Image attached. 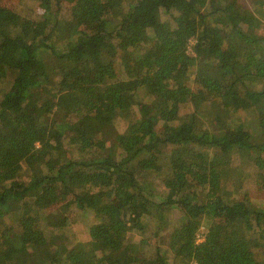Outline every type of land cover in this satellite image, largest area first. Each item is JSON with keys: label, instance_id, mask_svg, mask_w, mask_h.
<instances>
[{"label": "trees", "instance_id": "obj_1", "mask_svg": "<svg viewBox=\"0 0 264 264\" xmlns=\"http://www.w3.org/2000/svg\"><path fill=\"white\" fill-rule=\"evenodd\" d=\"M256 4L0 0V264H264Z\"/></svg>", "mask_w": 264, "mask_h": 264}, {"label": "rangeland", "instance_id": "obj_2", "mask_svg": "<svg viewBox=\"0 0 264 264\" xmlns=\"http://www.w3.org/2000/svg\"><path fill=\"white\" fill-rule=\"evenodd\" d=\"M33 0H26L25 3H32ZM243 3H245L246 5H248L249 7H251L252 9H255L257 7V4H256V1L257 0H241ZM5 3L9 6H11L13 9L17 10V11H20L22 10L25 6H22V5H25V3L22 4L21 0H5ZM262 33H264V28L261 30ZM63 38L65 37H70L71 36V32L70 31H65L63 34H62ZM190 50H192V44H190ZM194 76V75H193ZM183 84L187 82L188 85H192L193 82H191L190 79H188L187 81L185 80H182L181 81ZM193 108V107H192ZM186 109L183 108V112L185 111ZM213 112L211 110H208V115H212ZM260 119H261V122L262 124L264 125V112H261L260 114ZM250 169L253 170V167L252 166H249ZM243 175H246V172H243ZM247 180H250V178L248 179H245L244 181L241 180V182H243L246 187L249 188V186H247ZM252 182V181H251ZM252 196L254 197V204L256 203H261L260 200L256 199V194L252 193ZM263 198V197H261ZM52 210H56L55 207H50L49 209H45V210H42V211H37L36 209H32L30 210L31 214L33 215H36L38 217V221H40L41 223H43V226L47 221H44L43 220V216L47 215L49 211H52ZM25 212V211H24ZM72 215V214H71ZM74 215L77 216V219H78V222L74 224V226H67L66 229H65V232H73L74 229L75 231L78 230V231H84V235L82 237H80L79 239H74V243L75 241H77V245H79L78 247L82 250L83 249V242H85L87 239H88V236L86 234V229H85V225L87 223V221L90 219V214H85L83 213V211H78V213H74ZM0 222H1V219H0ZM47 234H50V233H53V229H52V226H50L49 223H46V226H44ZM199 241H202L204 239V236L203 235H199ZM99 247H101V245H99Z\"/></svg>", "mask_w": 264, "mask_h": 264}]
</instances>
